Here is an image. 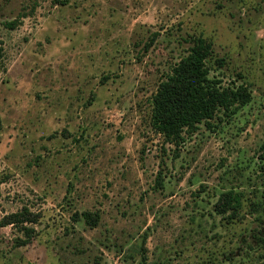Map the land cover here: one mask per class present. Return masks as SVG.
Returning a JSON list of instances; mask_svg holds the SVG:
<instances>
[{
  "label": "rangeland",
  "instance_id": "rangeland-1",
  "mask_svg": "<svg viewBox=\"0 0 264 264\" xmlns=\"http://www.w3.org/2000/svg\"><path fill=\"white\" fill-rule=\"evenodd\" d=\"M195 36L253 99L176 147L152 97ZM0 117V264H264V0H0Z\"/></svg>",
  "mask_w": 264,
  "mask_h": 264
},
{
  "label": "trees",
  "instance_id": "trees-1",
  "mask_svg": "<svg viewBox=\"0 0 264 264\" xmlns=\"http://www.w3.org/2000/svg\"><path fill=\"white\" fill-rule=\"evenodd\" d=\"M211 62H214L217 70L225 66V59L215 55L212 43L203 36L193 37L187 56L181 59L152 97V127L176 147L185 141L186 134L195 133L201 125L210 127L216 119L232 118L252 102V92L244 84L240 85L235 81L225 85L221 78L211 77ZM1 131L0 117V133ZM243 199V193L226 191L220 195L215 212L228 215V219L233 220L243 207ZM83 218L90 226L99 221L91 213H84ZM38 220L39 215L25 207L4 217L1 226L13 225L20 228L28 238L23 241L26 245L34 234V229L27 225L35 224Z\"/></svg>",
  "mask_w": 264,
  "mask_h": 264
}]
</instances>
